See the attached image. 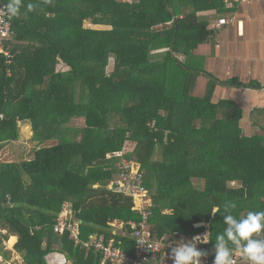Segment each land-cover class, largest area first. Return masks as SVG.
<instances>
[{"label":"trees","instance_id":"1","mask_svg":"<svg viewBox=\"0 0 264 264\" xmlns=\"http://www.w3.org/2000/svg\"><path fill=\"white\" fill-rule=\"evenodd\" d=\"M28 3L37 9L22 7L3 43L12 62L0 54V143L15 141L17 122L29 120L40 146L29 160L0 162V253L9 258L2 242L11 247L15 236L21 264H45L53 246L69 264H100V255L74 246L66 231L54 233L66 208L79 222L80 241L103 236L132 254L127 223L140 217L133 199L109 186L118 159L106 158L132 146L126 158L144 173L152 237L208 234L199 248L213 260L225 227L214 209L222 213L233 200L238 217L264 211V125L244 134L241 109L213 103L219 81L191 64L197 46L214 37L198 14L231 11L222 0H22ZM201 75L208 79L196 97ZM73 119L84 126H70ZM50 140L56 143L43 145ZM114 222L122 234L113 233Z\"/></svg>","mask_w":264,"mask_h":264},{"label":"crops","instance_id":"2","mask_svg":"<svg viewBox=\"0 0 264 264\" xmlns=\"http://www.w3.org/2000/svg\"><path fill=\"white\" fill-rule=\"evenodd\" d=\"M227 10L231 12L222 16L214 10L198 14L207 20L210 29L218 19L227 22L213 30L212 39L197 46L191 64L219 81L212 102L230 101L241 109L242 132L249 136L261 133L260 126L264 125V0H250ZM232 79L238 85L222 84ZM206 80L204 77L198 81L204 89ZM250 82L256 86L248 88ZM61 214L70 216V211L63 208ZM112 226L114 234H122L120 223L114 222ZM10 238H14L15 244L16 237Z\"/></svg>","mask_w":264,"mask_h":264},{"label":"built area","instance_id":"3","mask_svg":"<svg viewBox=\"0 0 264 264\" xmlns=\"http://www.w3.org/2000/svg\"><path fill=\"white\" fill-rule=\"evenodd\" d=\"M250 0H222L226 9H230L235 5L247 3ZM6 4L0 1V8ZM225 19H218L212 24V30H218L222 25L226 24ZM13 35L11 30V20L6 15L0 13V54H3L5 63L10 64L13 55L9 49L4 46L5 41H9ZM150 129L154 127V123L149 124ZM129 149H122L119 152H113L106 155V158L118 159L115 164L116 175L109 183L110 187H114L115 191L124 193L133 199L132 210L137 212L140 219L138 222H128L127 226L130 228V238L133 242V252L129 254L122 248L115 247L110 240L105 242L103 236H89L87 241H80L79 237V222L72 220L70 216L64 214L59 215L53 226L54 233L62 234L67 232L69 238L73 241L74 246H81L84 251H93L100 255V264H173L169 258L170 247L174 246L177 241L176 233L173 235L163 234L158 238H153L150 231L149 220L152 217L151 208L153 207L148 190L143 185L144 174L138 164L132 160L127 159ZM233 185V183H232ZM112 225V224H111ZM120 227L122 224L120 223ZM37 229V228H36ZM192 239V238H191ZM201 244L198 245V247ZM234 253L236 264L237 255ZM45 264H69L66 256L59 252L56 246H53L51 251L46 253L43 257ZM158 260V261H157ZM213 260L210 258L202 259V264H212Z\"/></svg>","mask_w":264,"mask_h":264},{"label":"clouds","instance_id":"4","mask_svg":"<svg viewBox=\"0 0 264 264\" xmlns=\"http://www.w3.org/2000/svg\"><path fill=\"white\" fill-rule=\"evenodd\" d=\"M44 2L50 3L51 0ZM22 7L35 11L38 5L28 3L25 6L22 0H8L0 8V13L11 20L21 15ZM222 207V213L219 208L212 212H219L225 225L223 231L215 236L212 264H236L234 253H240L247 264H264V211H248L245 216L238 217L233 214L238 207L235 201L225 200ZM207 236L195 235L187 241L182 237L174 242V246L167 244L171 249L169 258L173 264H202V259H206L209 252L201 250L198 245L209 243Z\"/></svg>","mask_w":264,"mask_h":264},{"label":"rangeland","instance_id":"5","mask_svg":"<svg viewBox=\"0 0 264 264\" xmlns=\"http://www.w3.org/2000/svg\"><path fill=\"white\" fill-rule=\"evenodd\" d=\"M84 27L92 28V29H100V30H110V27H93L89 25L87 22H84ZM111 69H112V59L110 58L107 71L109 72ZM203 76L204 75H201L197 80H195V85L191 94L196 97H201L204 93V87H203L204 85L198 82V81H203L204 77L208 79L206 75L204 77ZM77 93H78L77 96L80 98L81 93L80 92ZM0 119H2L1 115H0ZM70 126L75 128H82L84 126V121H82L81 119H73L70 122ZM17 134L18 137L15 141L0 143V162L17 163V162L29 160L32 158L35 149H37L40 146L37 144L38 141H35L33 139V131L29 120L17 122ZM54 143H56V140H50V141H45L43 145L48 146ZM131 148L132 146L129 149ZM111 227L113 226L111 225ZM114 229L115 228L113 227V230ZM117 231L120 232V230ZM2 246L4 247V250L10 254V256L9 258L6 259L0 253V264H21L22 260L15 253L13 248L14 245L9 247L6 241V242H2ZM239 262L241 263L238 264H247L246 261L244 262L239 261Z\"/></svg>","mask_w":264,"mask_h":264}]
</instances>
